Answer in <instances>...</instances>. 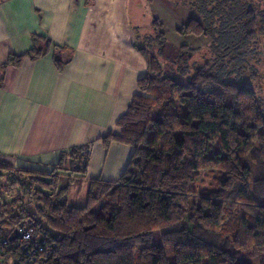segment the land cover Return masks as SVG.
<instances>
[{"label":"trees","instance_id":"trees-1","mask_svg":"<svg viewBox=\"0 0 264 264\" xmlns=\"http://www.w3.org/2000/svg\"><path fill=\"white\" fill-rule=\"evenodd\" d=\"M171 1L192 12L178 32L211 42L175 46L151 6L148 22L131 21L150 70L118 131L102 138L107 150L115 142L134 148L119 179H89L84 202L73 204L57 175L66 155L51 169L0 162L20 193L0 204V236L33 222L53 248L29 263L16 238L10 264H264V0ZM50 48L37 35L26 55ZM66 54L57 48L59 68ZM209 168L224 173L219 188L196 200L192 184ZM79 172L86 180L87 168ZM233 211L241 216L227 225Z\"/></svg>","mask_w":264,"mask_h":264},{"label":"crops","instance_id":"crops-1","mask_svg":"<svg viewBox=\"0 0 264 264\" xmlns=\"http://www.w3.org/2000/svg\"><path fill=\"white\" fill-rule=\"evenodd\" d=\"M163 1L174 4L155 0V16ZM37 35L51 48L34 58L26 54ZM135 43L130 0H0V162L51 169L92 143L87 184L119 179L134 148L115 142L107 150L102 138L118 131L117 121L150 70ZM59 47L71 55L60 68ZM14 55L26 56L8 65Z\"/></svg>","mask_w":264,"mask_h":264},{"label":"rangeland","instance_id":"rangeland-1","mask_svg":"<svg viewBox=\"0 0 264 264\" xmlns=\"http://www.w3.org/2000/svg\"><path fill=\"white\" fill-rule=\"evenodd\" d=\"M150 2L151 1L149 0H131L130 15L133 25H141L151 19L152 15L149 13V8L152 6L155 11L153 7L155 0H153L152 3ZM162 6L163 9L159 8L158 5H155L159 12L157 17L163 22L167 38L172 44L177 47L188 45L194 49H199L205 47L211 42L210 37L206 35H182L178 32L179 27H176L177 22L183 19L189 21L192 17V12L186 6H176L175 4H171L170 6L164 1ZM262 81H260V83H262ZM221 146V141L217 140L214 153L218 152ZM85 161L86 156H84L82 152L78 155L72 154L71 152L64 157L63 164H61L57 170V175H59L60 179V186H71L70 197L73 204H82L87 195V181H83L79 178V171L87 168ZM223 175L224 173L220 169H202L198 174L197 180L192 184L194 193L197 195V197H195L196 200H199L201 194L217 190ZM9 179H12L9 172L4 171L3 173H0V190L5 197V201L8 203L14 198L20 196L18 189H11L12 186L10 185L11 182ZM240 216L241 215H239L237 211H233L226 217L227 225H232L235 218ZM229 221H231V223ZM17 238L19 239V237Z\"/></svg>","mask_w":264,"mask_h":264},{"label":"built area","instance_id":"built-area-1","mask_svg":"<svg viewBox=\"0 0 264 264\" xmlns=\"http://www.w3.org/2000/svg\"><path fill=\"white\" fill-rule=\"evenodd\" d=\"M93 144L88 143L82 147V153L89 158L93 152ZM20 240V250L29 263H35L44 256L49 255L53 248L45 233L39 229L33 222L22 226L18 231ZM14 241L8 237L0 236V264H10L7 258V252L13 249Z\"/></svg>","mask_w":264,"mask_h":264},{"label":"water","instance_id":"water-1","mask_svg":"<svg viewBox=\"0 0 264 264\" xmlns=\"http://www.w3.org/2000/svg\"><path fill=\"white\" fill-rule=\"evenodd\" d=\"M17 237H18V233L16 232V235L11 236L10 238H11L12 240H15Z\"/></svg>","mask_w":264,"mask_h":264}]
</instances>
